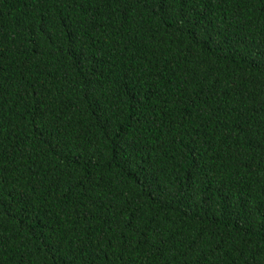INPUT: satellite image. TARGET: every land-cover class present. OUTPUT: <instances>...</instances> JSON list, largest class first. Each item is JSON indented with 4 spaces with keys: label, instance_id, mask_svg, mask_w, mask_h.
Returning a JSON list of instances; mask_svg holds the SVG:
<instances>
[{
    "label": "trees",
    "instance_id": "1",
    "mask_svg": "<svg viewBox=\"0 0 264 264\" xmlns=\"http://www.w3.org/2000/svg\"><path fill=\"white\" fill-rule=\"evenodd\" d=\"M0 264H264V0H0Z\"/></svg>",
    "mask_w": 264,
    "mask_h": 264
}]
</instances>
